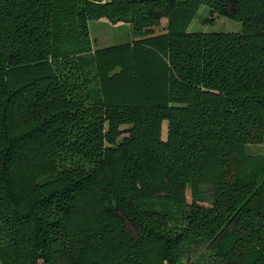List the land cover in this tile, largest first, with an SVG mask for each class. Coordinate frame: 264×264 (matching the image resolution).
I'll return each mask as SVG.
<instances>
[{"label":"trees","instance_id":"obj_1","mask_svg":"<svg viewBox=\"0 0 264 264\" xmlns=\"http://www.w3.org/2000/svg\"><path fill=\"white\" fill-rule=\"evenodd\" d=\"M258 146L264 0H0V264H264Z\"/></svg>","mask_w":264,"mask_h":264},{"label":"rangeland","instance_id":"obj_2","mask_svg":"<svg viewBox=\"0 0 264 264\" xmlns=\"http://www.w3.org/2000/svg\"><path fill=\"white\" fill-rule=\"evenodd\" d=\"M201 18L207 13L200 10ZM216 19V18H215ZM198 20V19H197ZM241 29V24L226 18L216 19L213 25H205L201 22L193 21L189 30L191 31H237ZM134 36L132 25L126 23L110 24L107 20H99L90 22V38L97 47H104L111 44H120L130 41ZM256 155L258 158L264 159V149L261 146L251 147L245 150Z\"/></svg>","mask_w":264,"mask_h":264}]
</instances>
